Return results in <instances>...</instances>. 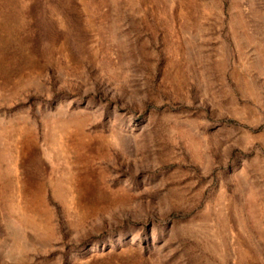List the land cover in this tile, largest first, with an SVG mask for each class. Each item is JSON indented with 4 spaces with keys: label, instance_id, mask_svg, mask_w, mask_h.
<instances>
[{
    "label": "rangeland",
    "instance_id": "obj_1",
    "mask_svg": "<svg viewBox=\"0 0 264 264\" xmlns=\"http://www.w3.org/2000/svg\"><path fill=\"white\" fill-rule=\"evenodd\" d=\"M0 264H264V0H0Z\"/></svg>",
    "mask_w": 264,
    "mask_h": 264
}]
</instances>
